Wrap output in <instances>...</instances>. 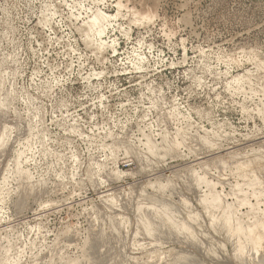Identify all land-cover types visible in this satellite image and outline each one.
Masks as SVG:
<instances>
[{"label": "rangeland", "instance_id": "obj_1", "mask_svg": "<svg viewBox=\"0 0 264 264\" xmlns=\"http://www.w3.org/2000/svg\"><path fill=\"white\" fill-rule=\"evenodd\" d=\"M262 149L264 0H0V264H255Z\"/></svg>", "mask_w": 264, "mask_h": 264}, {"label": "bare ground", "instance_id": "obj_2", "mask_svg": "<svg viewBox=\"0 0 264 264\" xmlns=\"http://www.w3.org/2000/svg\"><path fill=\"white\" fill-rule=\"evenodd\" d=\"M189 140V139H188ZM199 140V139H198ZM200 140H201V138H200ZM169 142H171V141H169ZM173 142V141H172ZM166 143V142H165ZM174 143V142H173ZM167 144V143H166ZM172 144V143H171ZM170 144V145H171ZM184 144V143H183ZM196 145H197V143H196ZM169 146V145H168ZM168 146H166L165 145V147H168ZM207 146V145H206ZM171 150L170 151H172V150H174L175 152H177L176 150H175V144L174 145H172V147H169ZM168 148V149H169ZM196 148V147H195ZM165 150V149H164ZM262 150H264V149H262ZM196 151H198V150H196ZM166 152V151H165ZM173 152V151H172ZM174 152V153H175ZM256 153V152H255ZM163 154V153H162ZM170 154V153H169ZM168 154V155H169ZM258 154V153H257ZM264 154V153H263ZM167 155V154H166ZM252 155V154H251ZM256 155V154H255ZM161 156V155H160ZM164 157V156H163ZM167 157V156H166ZM237 157V156H236ZM239 157V156H238ZM249 157V156H248ZM241 158V157H240ZM244 158V157H243ZM245 160H246V162H245ZM248 159L246 158V159H241V160H239V161H244V162H240L241 163V165H240V167L242 168V170L244 171V174H247V173H249L250 172V170L252 171V170H260L261 171V175H259V179L261 180V182H262V184H264V158L263 157H261V156H258V157H252V160H248ZM235 161H236V159H235ZM238 161V162H239ZM217 162V161H216ZM227 162V161H226ZM142 163H143V161H142ZM144 163H147V162H144ZM149 164V163H148ZM221 164V163H220ZM146 165V164H145ZM215 165V164H214ZM217 165H218V163H217ZM228 165V164H227ZM147 166V165H146ZM145 167V166H144ZM143 167V168H144ZM239 167V168H240ZM258 170H257V172H258ZM253 171V172H254ZM195 172V171H194ZM256 172V171H255ZM260 173V172H259ZM150 174V173H149ZM190 174V173H189ZM192 174V173H191ZM185 176V175H184ZM189 176V175H188ZM192 176V179L195 177V175H194V173H193V175H191ZM191 176H189L190 178H191ZM194 176V177H193ZM257 176V175H256ZM188 177V178H189ZM197 177H198V175H197ZM196 177V178H197ZM258 177V176H257ZM159 178V177H158ZM189 178V179H190ZM196 178H194L193 179V182L195 181V179ZM186 179V178H185ZM191 179V180H192ZM200 179V178H199ZM187 180V179H186ZM190 180V181H191ZM185 181V180H184ZM197 181V180H196ZM21 182H23V181H21ZM20 182V183H21ZM192 182V181H191ZM190 182V183H191ZM199 183H200V181H198ZM25 183H26V181H25ZM159 183V182H158ZM186 183V182H185ZM260 183V182H259ZM188 184H189V181H188ZM202 184V183H201ZM21 185H22V183H21ZM160 185V184H159ZM163 185V184H162ZM193 185V184H192ZM32 186V185H31ZM33 186H35V185H33ZM170 186V185H169ZM168 186V187H169ZM188 187L190 186L191 187V185H187ZM264 186V185H263ZM24 187V188H23ZM22 188H21V186H20V190H19V197H20V200L21 201H24V200H27V194H30V196L28 195V199L31 197V194H33L34 192H32V190L30 189L31 187L29 186L28 188H27V186H23ZM26 187V188H25ZM152 187V186H151ZM162 187V186H161ZM33 188H36V187H33ZM163 188V187H162ZM166 187H164V189H165ZM171 188H173V187H171ZM170 188V189H171ZM191 188H193V186L191 187ZM198 188V187H197ZM259 188V187H258ZM39 189V188H38ZM44 189V188H43ZM158 189V188H157ZM178 189V188H177ZM264 189V188H263ZM166 190V189H165ZM167 191V190H166ZM173 191V190H172ZM30 192H32V193H30ZM37 192V191H36ZM35 192V193H36ZM163 192V191H162ZM174 192H177V191H174ZM147 193V192H146ZM164 193V192H163ZM177 193H179V192H177ZM183 193V192H182ZM180 194H181V192H180ZM175 195H177V194H175ZM179 195V194H178ZM184 195V194H183ZM182 195V196H183ZM39 196V195H38ZM144 196V195H143ZM180 196V195H179ZM139 197V196H138ZM144 198H146V197H144ZM147 198H149V197H147ZM165 198V197H164ZM183 198V197H182ZM186 198V197H185ZM153 199V200H152ZM152 199H147V200H150V203H149V208H145V209H143L141 212H140V218L139 219H141L149 228H150V230L152 229V230H161V233H163V230H164V226H163V224H162V222H161V220H162V215H163V213H165L166 215H167V217H169V214H172L171 212H172V209H171V212H170V209H167V210H163V208H164V205L160 202V200H163V198L162 199H160V198H157V200H159V201H157V200H154V198H152ZM145 200V199H144ZM143 200V201H144ZM153 202H152V201ZM164 201H166V200H164ZM29 202V201H28ZM225 202V201H224ZM147 203V204H148ZM166 203V202H165ZM164 203V204H165ZM216 203V202H215ZM169 204V203H168ZM172 205V204H171ZM221 204L220 203H218V204H216L215 205V207L216 208H218L219 206H220ZM165 206H166V204H165ZM172 206H174V205H172ZM169 206H167V208H168ZM170 208H171V206H170ZM172 208H176V207H172ZM212 208V207H211ZM220 208V207H219ZM186 209V208H185ZM209 209V208H208ZM224 209H223V207H222V211H223ZM234 210V209H233ZM167 211V212H166ZM225 211V210H224ZM221 212V211H220ZM219 212V213H220ZM216 213V212H215ZM174 214V213H173ZM172 214V215H173ZM222 214V213H221ZM171 215V216H172ZM211 215V214H210ZM217 215H218V213H217ZM186 216V215H185ZM212 216V215H211ZM219 216H220V214H219ZM222 216V215H221ZM139 217V216H138ZM173 217V216H172ZM231 217H232V211H228V213H227V215H226V223H225V226L226 225H229V223H230V220H231ZM181 218V217H180ZM220 218V217H219ZM224 218V217H223ZM222 218V219H223ZM170 219V218H169ZM192 219V218H191ZM234 219V218H233ZM224 220V219H223ZM235 220V219H234ZM220 221H221V219H220ZM225 221V220H224ZM235 222V221H234ZM143 223V224H144ZM164 223V222H163ZM223 223V222H222ZM166 224V223H165ZM145 225V226H146ZM170 225V224H169ZM234 225H235V223H234ZM146 226V227H147ZM167 226V225H166ZM165 226V227H166ZM205 226V225H204ZM223 226H224V224H223ZM173 227V228H172ZM172 229H174V224H172ZM168 230H170V226H168V227H166ZM165 228V229H166ZM221 228H222V226H221ZM224 229V228H223ZM184 230V229H183ZM246 230V229H245ZM160 232V231H159ZM105 233V232H104ZM151 233V232H150ZM230 233V232H229ZM250 233V232H249ZM170 234V233H169ZM232 234V233H231ZM238 234V236H239V242L241 243V245H240V247L241 248H246L249 244H250V250L249 251H244V258H245V260H247L248 262L249 261H251V262H254L255 264H264V228L263 229H261L260 230V232H259V234H256V235H258V237H257V239H258V243H254V242H252V241H250L249 239H248V237H247V235L246 234H244V232H243V230H241V229H236V235ZM103 236V235H105V234H100V236ZM111 235V234H110ZM162 235V234H161ZM179 235V234H178ZM187 235V234H186ZM249 235V234H248ZM151 236V235H150ZM164 236V235H163ZM231 236V235H230ZM255 236V235H254ZM106 237V236H105ZM105 237H103V238H105ZM161 237V236H160ZM167 237V236H166ZM231 237H233V236H231ZM251 237H253V236H251ZM98 238H100V237H98V235H97V240H99ZM92 239V238H91ZM94 239V238H93ZM102 239V238H101ZM99 240V241H102V240ZM106 239V238H105ZM110 239V238H109ZM108 239V240H109ZM154 239V238H153ZM238 239V238H237ZM253 239V238H252ZM96 239H95V241H97ZM104 240V239H103ZM107 240V241H108ZM115 240V239H114ZM200 240V239H199ZM254 240V239H253ZM94 241V242H95ZM105 241V240H104ZM235 241V240H234ZM242 241H244L245 243H243ZM93 242V243H94ZM202 242V241H201ZM91 244H92V242H90ZM98 243V242H97ZM109 243H111L110 241L108 242V244ZM238 243V242H237ZM91 244H89V245H91ZM118 244V243H117ZM205 244H206V242H205ZM220 244V243H219ZM218 244V245H219ZM239 244V243H238ZM245 244H248V245H245ZM101 245H102V243H101ZM113 245V244H112ZM207 245V244H206ZM96 246H97V244H96ZM100 246V245H99ZM90 247H92L93 248V244H92V246H90ZM98 247V246H97ZM101 247V246H100ZM122 247V246H121ZM203 247V246H202ZM104 248H105V246H104ZM106 248H108V247H106ZM110 248V247H109ZM205 248V247H204ZM90 249V248H89ZM94 249V248H93ZM95 249H96V247H95ZM97 250V249H96ZM99 250V249H98ZM111 250H112V248H111ZM110 251V250H109ZM89 254H91V253H89ZM97 254V253H96ZM95 254V255H96ZM110 254V256L111 255H113V254H111V252L110 253H108L107 255H109ZM115 254V253H114ZM121 254V253H120ZM93 255V254H92ZM104 255V254H103ZM99 256V255H98ZM193 256V255H192ZM240 256V255H239ZM243 256V255H242ZM91 257H93V256H91ZM109 257V256H108ZM112 257H115V256H112ZM111 257V258H112ZM184 257V256H183ZM187 257V256H186ZM191 258V257H190ZM195 258V257H194ZM98 259H99V257H98ZM106 259V258H105ZM113 259V258H112ZM112 259H111V261H112ZM189 259V258H188ZM192 259H193V257H192ZM100 260V259H99ZM108 260H110V258H107L105 261L107 262V264H113L114 262H115V258L113 259L114 261H112V262H109ZM185 260H186V258H185ZM185 260H183L182 259V261H185ZM200 260V259H199ZM242 260V259H241ZM93 261H94V259H93ZM181 261V260H180ZM188 261V260H187ZM102 262H104V261H102ZM106 262H105V264H106ZM116 262H118V259H117V261ZM186 262V261H185ZM190 262V261H189ZM247 262V263H248ZM94 263V262H93ZM100 263H101V261H100ZM99 263V264H100ZM121 262H119V264H120ZM180 263H183V262H180ZM188 263V262H187ZM192 263V262H191ZM191 263H188V264H191ZM194 264H198L196 261H194L193 262ZM96 264V263H95ZM102 264V263H101ZM115 264V263H114ZM118 264V263H117ZM121 264H123V263H121Z\"/></svg>", "mask_w": 264, "mask_h": 264}]
</instances>
